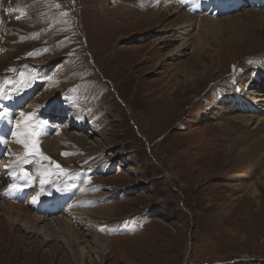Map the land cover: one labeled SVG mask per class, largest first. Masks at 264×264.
Wrapping results in <instances>:
<instances>
[{
    "label": "rangeland",
    "instance_id": "obj_1",
    "mask_svg": "<svg viewBox=\"0 0 264 264\" xmlns=\"http://www.w3.org/2000/svg\"><path fill=\"white\" fill-rule=\"evenodd\" d=\"M154 1L0 0V98L46 83L30 89L33 98L17 112L42 109L43 130H32L31 120L24 134L17 133L23 137L14 138L17 146L9 144L11 139L0 145V191L16 184L21 196L12 203L35 216L55 204L60 206L55 216L64 217L74 212L72 203L80 217L65 220L84 238L78 248L53 235L46 240L38 235L32 243L19 228L17 243L0 238V264H74L69 251L76 264H264V150L258 163L252 164V157L238 162L237 145L215 129L212 116L232 81L259 74L264 39L250 29L239 38L214 36L216 45L205 46L211 61L206 76L170 89L181 76L171 78L167 69H194L201 52L190 51L188 44L172 54L188 27L149 24ZM215 12L223 16L218 8ZM164 33L171 37L158 42ZM83 90L90 93L91 115L100 117L103 131L78 130L66 124L67 114L60 119L56 114L57 105L66 99L71 108ZM48 104V111L41 108ZM0 130L4 139L10 136ZM63 130L78 139L75 152L56 137ZM24 140L28 148L18 142ZM44 140L56 150L43 147ZM16 167L23 177L17 181L13 174L10 183L5 175ZM241 184H254L256 195L238 191ZM57 190L65 192L63 201L57 202ZM68 203L69 209L63 207ZM107 206L104 215L94 212ZM40 214L48 217L49 210ZM95 234L107 244L95 243Z\"/></svg>",
    "mask_w": 264,
    "mask_h": 264
},
{
    "label": "bare ground",
    "instance_id": "obj_2",
    "mask_svg": "<svg viewBox=\"0 0 264 264\" xmlns=\"http://www.w3.org/2000/svg\"><path fill=\"white\" fill-rule=\"evenodd\" d=\"M150 3H153L154 7H156V11L155 13L149 14V24H153L156 22L157 26L159 27L161 26L165 28V30L178 26L181 30H183L184 27H188V31L186 34H189V36L185 37L186 34L183 36V42L181 44H178L176 47H174V51L171 50L172 54L176 52L182 53L183 48H185V46L188 44H191L190 51L197 49V52H201V56L199 58L200 66L198 65L194 67V69H192V67L189 68L190 66L188 65L187 66L189 68L188 70L186 68L185 69L182 68L179 70L177 69L176 73L173 72L171 73V69L169 70L167 69L165 73H167V75L170 76L171 78H173V76L177 74L181 76L179 77V79L176 78L175 81H173L170 84V89H176L177 85H189L190 83H194L195 80H197L201 74L205 75L207 73L208 63H211V61L209 60L210 58L208 56L209 54H206L205 46H207L206 44H209V42H212V44L216 45L215 44L216 39L214 36L216 35L218 36V34H222L221 38H223L225 35L229 38H234V37L239 38L244 36V34L242 33L243 30L250 29L251 33L256 39L260 41L264 39V0H155L154 2H150ZM184 7L187 8L186 11H184L185 9L182 10ZM231 7H233V10L230 11L229 9ZM217 8L219 9L220 13L223 15L222 17L219 14H217V12H215ZM181 10L182 13H180ZM235 10L240 11L239 13L244 17V22L240 21V17L238 13H236L238 11ZM210 14L213 16H210ZM249 16H254V17L253 19L251 18L249 19ZM170 17L172 18L170 19ZM249 21H256L257 24L252 25V23ZM218 25H222V26H218ZM218 28H221L222 30H218ZM215 30L218 31L214 34ZM168 37L171 36H169L167 33H164L158 38V42L160 41L163 42ZM209 46L211 45L209 44ZM211 49L215 51V49L213 48ZM194 60H196V58ZM258 70H259L258 75L254 74L251 76V78H246L247 80L245 82H243L245 79L240 77H238L240 79L236 81H232V83L229 86H227V90L223 92L221 100L219 102L217 101V105L213 110V114H212V116H214L215 119V124H214L215 129L227 133V135L231 137L234 145H237L238 148L237 161L241 163L244 162L245 159H247L248 157H252V162H251L252 164L258 163L259 156L261 155L260 152L264 150V92H263L264 87L261 88V85L259 84V79L264 77V66L261 65V67ZM41 83L43 82L41 81L37 82L34 85H32V87H30L29 89L27 88L28 89L27 91L25 92L23 91L24 93L18 94L17 96L9 97L7 100L0 98V111L5 112L4 118L0 119V127L4 128L5 131H7V134L10 135L9 137H7L11 139L9 144L17 146L14 142L16 139L14 138L19 139L22 138L23 136L19 134L14 136L13 133H23L25 130V124H23L24 126L19 125L18 127L17 124L13 123L16 120L17 123L18 122L22 123L25 121V119L22 116H19L17 119L14 118L16 115H20L17 113L18 107H22L25 104H27L25 100H28L33 96V94L29 92L30 89L31 91L39 89L41 87ZM44 85H46V83ZM58 91L56 90V92ZM82 93L83 94H77L74 100L69 103V104H73L71 108H69L67 104L68 102L64 103L65 101L57 105L54 108L56 114L60 116L59 119L61 118L62 115L67 114L68 123L66 124L69 125L72 124V126L77 127L78 130H82L84 128L90 127V129L93 130L92 131L93 133L95 132L97 133L98 131H103V129L99 130L98 124H101V120L99 119L100 117H98L97 114H95L96 113L95 111H94L95 113L91 115L90 112L91 98L89 97L90 93L88 94L86 90H83ZM56 95L57 94H55V96ZM29 102L30 105L32 106L38 105V102L36 100L35 101L32 100ZM44 106L45 107H41V108H44L46 111H48V108L51 107L50 104ZM250 107L255 108V110L249 113L242 112L243 109L247 110L248 108L250 109ZM33 110H29L28 108L24 107L22 110H19V112L25 113V115L27 116V114L30 111H32L34 114L32 118L33 120L32 125H34V128L31 127V129L42 131L43 129L40 128L41 122L39 121H43L41 119V115L43 114V113L41 114V112H43V110L41 109L39 114L35 110L34 111ZM220 114H222V118L217 117ZM10 118L14 120L10 121L9 120ZM223 118H226L227 120L226 123L221 122ZM50 127L53 129V125ZM52 129H50V131H52ZM10 131L12 132V135ZM67 133L69 132L63 130L56 137L57 138L59 137V141L61 142V144L68 146L72 151L75 152V150L78 147L77 146L78 139H76L74 135H71L73 134L72 132L69 135H66ZM41 134H39V138L43 135ZM101 134H103V132H101ZM19 144H21V142H19ZM22 144L23 147L25 143ZM40 144L41 145L43 144V147L44 146L51 147V148L48 147L50 150L55 149L53 147L54 145H52L53 142H50L48 140H44V142ZM56 146H58V144H56ZM25 150L26 149L24 148L22 152H24ZM12 152L15 153V151ZM24 153L26 154V152ZM257 154L258 156L256 157L255 155ZM253 156H255L256 158H253ZM12 158L18 159V155L13 154ZM8 170L9 168L7 169V171ZM13 174L17 177L15 178L16 180L19 178V180L21 181L20 178L23 177V173L21 169L17 168V170L14 173L10 174L9 176H12ZM4 179L11 183L7 175H5ZM15 186L16 184H14L12 187L11 186L8 187L9 189L6 191H0V238L6 239L8 241H12L13 244H15L18 242L19 237H21L20 235L21 233L19 235H15V233H18L19 228H21L23 233L22 237L25 239L34 240L31 241L32 243H35V239L38 237V235H40L39 237H43V240L49 239L50 236L53 235L54 238L57 240L60 239V241L62 240L64 242H71V246H74L75 248L79 247V244L81 243V241L84 240V238H81L83 236L80 233V231H76L72 229L69 224L71 223V221L73 220L76 221L77 218L79 219L80 217V215L78 216L75 214L76 212L79 211L77 210L75 211L76 208L72 203L71 205L72 208L74 209V212L70 213L69 215L65 213L66 215H64V217L62 216L57 217L54 215L55 217L49 218V216L45 217V216H40L39 214L35 216V214L33 215L29 211H27L28 209L25 206L12 203V199L13 198L17 199L18 196ZM245 188H246L245 192H248L249 195L251 196L256 195V188L254 184H250V185L241 184L236 187L238 191H242ZM56 194H58V196L60 197L59 198L60 200H58L57 202L63 201L65 197V192L62 193V191L57 190ZM54 200L57 199L55 198ZM58 207L60 206L53 204L49 206V210L50 212H57ZM63 207L68 208L69 203L67 206L63 205ZM110 207L111 206H107L104 208L101 207L102 209L100 208L99 210L94 212L98 215H104L106 214L105 211L108 210ZM68 209H63V210L66 211L72 210V209L71 210ZM89 211L85 210L83 211V213L88 214ZM15 212H17V214L14 215ZM91 212L92 211H90V213ZM65 219H69V223ZM79 226H81V224ZM94 239H95L94 240L95 243L101 242V245L107 244V239L100 237L97 234H95ZM71 249L72 248H70L69 250ZM73 253L74 251L73 252L69 251V256L73 260L74 264H76ZM83 254H84V247L80 248V255L83 256ZM83 259L84 258H82V260Z\"/></svg>",
    "mask_w": 264,
    "mask_h": 264
},
{
    "label": "snow or ice",
    "instance_id": "obj_3",
    "mask_svg": "<svg viewBox=\"0 0 264 264\" xmlns=\"http://www.w3.org/2000/svg\"><path fill=\"white\" fill-rule=\"evenodd\" d=\"M57 7H58V5H57ZM64 15H66V13H64ZM250 63H251V61H249ZM14 71V70H13ZM4 115H5V112H3V111H0V119H3L4 118ZM20 115L22 116V117H25V126L26 127H29L30 125H31V120H32V114L31 113H29V114H27V116L25 115V113H20ZM18 127H19V122H18V125H17ZM13 135L15 136V135H17V133H13ZM18 142H21V143H25L24 141H18ZM7 143V141L4 139V137L3 136H0V144H6ZM28 144L27 143H25V148H28ZM33 147H34V144H33ZM64 155H67V153H64ZM45 159H47V157H44ZM26 162V161H25ZM57 168H59V165H57ZM61 171H64L63 169H61ZM25 178L26 179H30V177H28V175H27V173H25ZM41 183L43 184L44 183V181L43 180H41ZM11 191V190H10ZM33 202H35V197L33 198Z\"/></svg>",
    "mask_w": 264,
    "mask_h": 264
}]
</instances>
